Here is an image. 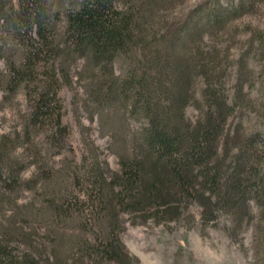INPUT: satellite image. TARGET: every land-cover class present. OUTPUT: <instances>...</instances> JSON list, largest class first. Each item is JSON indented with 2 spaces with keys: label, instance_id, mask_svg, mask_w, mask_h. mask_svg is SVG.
I'll use <instances>...</instances> for the list:
<instances>
[{
  "label": "trees",
  "instance_id": "16d2710c",
  "mask_svg": "<svg viewBox=\"0 0 264 264\" xmlns=\"http://www.w3.org/2000/svg\"><path fill=\"white\" fill-rule=\"evenodd\" d=\"M164 1L0 0L5 62L0 89L6 96L24 90L27 98L20 127L0 134L1 200L11 203L24 191L45 188L52 177L51 157L73 153L58 91L61 81L72 82L78 60L101 74L93 91L97 99L110 92L121 97L137 130V154L122 158V172L110 179L96 174V196L53 197L36 207L31 201L21 218L30 231H18L22 212L14 211L11 225H0V264H50L33 244L37 228L30 222L57 236L59 225L68 227L75 213L86 215L87 206V225L96 237L85 250L93 264H131L119 236L121 212L142 220H175L192 202L199 205L204 226L225 214L232 235L251 227L254 255L264 264V132L248 125L252 103L244 92L253 71L247 57L254 40L264 45L263 32L254 31L240 55L231 97L226 87L236 42L231 23L256 0H202L173 22L158 17ZM120 55L130 61L123 74H116ZM190 105L199 111L195 120L186 115ZM31 167L33 174L24 178Z\"/></svg>",
  "mask_w": 264,
  "mask_h": 264
},
{
  "label": "rangeland",
  "instance_id": "374dc122",
  "mask_svg": "<svg viewBox=\"0 0 264 264\" xmlns=\"http://www.w3.org/2000/svg\"><path fill=\"white\" fill-rule=\"evenodd\" d=\"M58 1L68 5L73 0ZM199 1L202 0H165L158 17L173 22L183 17ZM229 1L238 0H221L224 4ZM231 24L236 28V42L231 49L232 60L226 80L230 97L235 91L240 55L249 47L254 31L264 33V0H256L254 8L234 19ZM64 26L65 18L62 17L59 30L62 31ZM254 41V47L247 57L249 66L253 69L252 80L244 85V92L252 103L247 123L250 127L264 132V45L257 39ZM136 56L137 54L133 55L137 63ZM129 61L128 56L117 57L116 74H123ZM3 67L5 62L0 57V69ZM71 72L72 82H60L58 97L62 119L69 128L68 140L74 151L71 154L68 151L51 157L52 177L45 182L46 189L43 185L36 192L24 191L11 203L0 199V225H11L10 215L19 210L22 213L19 215L20 219L17 218L16 227L18 231L26 229L23 225L28 223L21 218L32 207L31 201L36 207L45 199L53 197L91 199L90 194L97 195L93 179H96L98 172H103L110 179L114 173L122 172V158L137 154V130L123 99L115 97L111 92L107 95L108 98L101 95V99H97L93 91L102 77L100 73L94 75L84 59L78 60ZM201 85H197L198 97ZM26 105L24 90L13 96H6L0 89V134L20 127V114L25 112ZM198 114L199 111L194 105L186 108L189 118L195 120ZM33 171V167L28 168L22 175L29 178ZM90 211L87 206L84 213L89 217ZM181 211L178 219L160 221L154 218L142 220L127 212H121L119 236L128 255L133 259L131 264H260L252 248L251 227L232 235L231 219L228 215L222 214L217 222L204 226L197 203L192 202ZM86 215L75 213L68 220V227L59 225L55 232L57 236L52 235L53 232H46L44 226L37 222H30L37 228L32 239L33 244L43 249L46 257H50V264H93L85 246L87 242L94 241L96 235L90 225H87ZM19 244L21 247L25 246L22 240H19Z\"/></svg>",
  "mask_w": 264,
  "mask_h": 264
}]
</instances>
